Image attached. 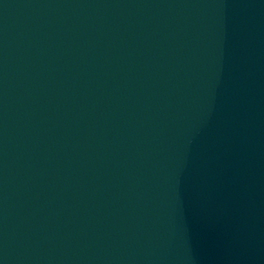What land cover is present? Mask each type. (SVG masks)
Returning <instances> with one entry per match:
<instances>
[{
    "label": "water",
    "instance_id": "obj_1",
    "mask_svg": "<svg viewBox=\"0 0 264 264\" xmlns=\"http://www.w3.org/2000/svg\"><path fill=\"white\" fill-rule=\"evenodd\" d=\"M258 0H0V264H71Z\"/></svg>",
    "mask_w": 264,
    "mask_h": 264
}]
</instances>
